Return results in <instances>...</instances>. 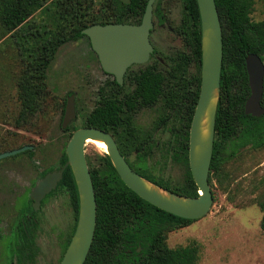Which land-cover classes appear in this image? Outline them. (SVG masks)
Segmentation results:
<instances>
[{
  "label": "trees",
  "instance_id": "trees-1",
  "mask_svg": "<svg viewBox=\"0 0 264 264\" xmlns=\"http://www.w3.org/2000/svg\"><path fill=\"white\" fill-rule=\"evenodd\" d=\"M146 1L129 0L128 4H122L118 0H103L92 14V0H0V26L12 39L24 67L15 84L18 104L14 126L28 123L40 111L46 70L59 47L85 37L81 30L94 24H139ZM213 1L221 29L222 60L209 186L210 174L217 171L224 143L237 130L256 127L264 119V113L258 118L243 114V104L249 95L244 59L247 54H255L264 64V19H250L253 0ZM181 3L183 18L178 34L189 53H179L167 61L153 50L149 57L152 63L135 71L127 69L122 85L114 80L105 82L106 89H98V101L83 117L81 128H96L110 134L130 169L146 181L170 193L194 198L197 188L188 171L187 141L199 89V16L195 0ZM152 14L158 21L162 19L157 3L152 6ZM190 62L196 74L186 79ZM157 103L162 112L156 124L169 126L171 135L166 144L173 161L185 168L181 185L173 187L144 165L149 151L148 133L140 132L133 123L136 111ZM260 106L264 108V84ZM131 155L133 161L128 159ZM65 161L62 151L58 167ZM85 161L94 192L95 227L83 264L198 263L199 246L194 240L173 248L165 244L168 232L183 228L192 220L175 217L138 198L122 184L105 154L96 163L91 164L86 158ZM60 185L70 187L77 210L76 189L68 167L62 172ZM258 207L262 213L259 228L264 234V202Z\"/></svg>",
  "mask_w": 264,
  "mask_h": 264
},
{
  "label": "rangeland",
  "instance_id": "rangeland-1",
  "mask_svg": "<svg viewBox=\"0 0 264 264\" xmlns=\"http://www.w3.org/2000/svg\"><path fill=\"white\" fill-rule=\"evenodd\" d=\"M92 1L91 13L95 14L103 0ZM155 3L162 19L158 21L152 14L149 42L153 50L167 61L179 53L188 54L178 34L183 18L181 0H154L153 7ZM250 19H264L262 0H253ZM152 60L149 58L144 64L130 68L135 71L139 66L151 64ZM23 68L16 46L0 26V153L32 146L29 154L19 153L0 160V208H8V212L0 211L2 237L6 233V218L11 220L15 209L25 204L29 185L37 174L57 164L73 129L81 128L83 117L96 105L98 89L105 90V82L111 80L101 71L86 37L66 43L58 48L46 70L40 111L28 123L15 127L18 104L15 84ZM195 74V66L190 62L185 78ZM69 93L73 95L75 116L63 130L60 123ZM161 112L160 103L140 109L133 114V123L140 132L148 133L149 151L144 165L173 187L181 185L185 168L173 161L166 144L171 135L169 126L156 124ZM83 151L91 164L103 154L88 143ZM133 158V155L128 157L129 161ZM210 179L213 196L208 213L183 228L168 232L165 244L173 248L194 240L199 246L197 264H264V234L259 228L262 213L258 207L264 202V119L256 127L237 130L224 143L217 171L210 174ZM50 214L60 218L62 212L54 209ZM40 229L43 230V226ZM49 249L44 246L45 264L56 261L57 254Z\"/></svg>",
  "mask_w": 264,
  "mask_h": 264
},
{
  "label": "water",
  "instance_id": "water-1",
  "mask_svg": "<svg viewBox=\"0 0 264 264\" xmlns=\"http://www.w3.org/2000/svg\"><path fill=\"white\" fill-rule=\"evenodd\" d=\"M128 4L129 0H118ZM147 0L139 24L91 25L81 34L88 40L102 72L112 75L115 82L122 83L125 70L131 65L147 62L153 48L149 42L152 29V4ZM199 16L200 71L197 100L188 128L187 166L197 188V197H185L170 193L146 181L130 169L110 134L96 128L74 130L64 147L66 161L58 171L44 175L29 192L34 210L39 201L60 180L65 167L70 169L76 194L77 217L73 233L58 264H83L93 238L95 227V200L92 183L85 161L83 148L86 140L100 141L105 154L122 184L138 198L151 206L186 220H198L205 216L212 205L208 185L209 165L213 143L214 117L218 101L219 75L222 60L221 29L213 0H195ZM249 95L243 104V114L260 117L264 64L255 54L244 59ZM73 95L66 98L60 124L64 129L74 118ZM30 146L0 153V160L28 150Z\"/></svg>",
  "mask_w": 264,
  "mask_h": 264
},
{
  "label": "flooded vegetation",
  "instance_id": "flooded-vegetation-1",
  "mask_svg": "<svg viewBox=\"0 0 264 264\" xmlns=\"http://www.w3.org/2000/svg\"><path fill=\"white\" fill-rule=\"evenodd\" d=\"M131 66L127 69H130ZM125 72L122 77V83ZM106 75L111 77V80H114L112 75ZM31 149L32 146L28 150L30 151ZM58 165L59 158L54 167L41 170L35 180L29 185L30 191L45 174L60 170L62 166L58 167ZM60 180L56 183L54 189L44 195L35 210L32 201L29 199V191L25 204L15 209L14 216L11 220L6 218L5 236L2 237L0 234V264H45L44 246H48L50 248L49 250L57 254L56 261L53 264L59 263L73 233L72 229L75 226L77 217L76 201L72 190L66 185L58 186ZM59 201L61 203L57 204ZM54 209L62 212V215H60L61 219L51 216L50 213ZM0 211L8 212V208H0ZM40 226H43V230L40 229Z\"/></svg>",
  "mask_w": 264,
  "mask_h": 264
},
{
  "label": "bare ground",
  "instance_id": "bare-ground-1",
  "mask_svg": "<svg viewBox=\"0 0 264 264\" xmlns=\"http://www.w3.org/2000/svg\"><path fill=\"white\" fill-rule=\"evenodd\" d=\"M91 144L92 146H94L96 149H98L99 151H101L102 153L105 152V146L102 142L100 141H96V140H86L85 141V145L86 144Z\"/></svg>",
  "mask_w": 264,
  "mask_h": 264
}]
</instances>
